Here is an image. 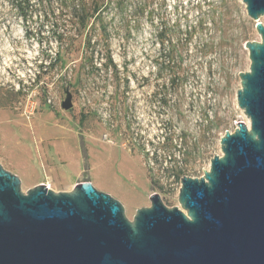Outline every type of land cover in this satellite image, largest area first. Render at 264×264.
Segmentation results:
<instances>
[{
  "label": "rangeland",
  "instance_id": "374dc122",
  "mask_svg": "<svg viewBox=\"0 0 264 264\" xmlns=\"http://www.w3.org/2000/svg\"><path fill=\"white\" fill-rule=\"evenodd\" d=\"M259 40L241 0H0V103L26 122L0 113V157L2 146L23 169V192L38 180L27 157L40 162L50 145L56 157L79 150L77 182L120 201L128 219L151 193L179 206L176 182L202 176L224 132L248 123L238 74L245 42Z\"/></svg>",
  "mask_w": 264,
  "mask_h": 264
},
{
  "label": "water",
  "instance_id": "95a60500",
  "mask_svg": "<svg viewBox=\"0 0 264 264\" xmlns=\"http://www.w3.org/2000/svg\"><path fill=\"white\" fill-rule=\"evenodd\" d=\"M241 1L260 36L245 42L249 68L238 74L248 123L224 132L202 176L179 179V206L151 193L128 219L88 180L23 192L0 163V264H264V0Z\"/></svg>",
  "mask_w": 264,
  "mask_h": 264
},
{
  "label": "crops",
  "instance_id": "0c3cea01",
  "mask_svg": "<svg viewBox=\"0 0 264 264\" xmlns=\"http://www.w3.org/2000/svg\"><path fill=\"white\" fill-rule=\"evenodd\" d=\"M14 95H17L14 93ZM4 105L0 103V113L4 112L6 113ZM8 114V113H6ZM41 114V113H40ZM38 116H35L30 123H32L35 119H37ZM9 117H17L24 123H26L22 118H20L17 115H9ZM28 123V125L30 124ZM59 128H66L65 125H58ZM68 128V127H67ZM41 141V138H39V142ZM80 141V138H79ZM48 149L45 150L42 149L40 154V162H38L36 159L33 158L32 153L29 154L27 157L29 160L32 159L33 166L38 174V180L33 183L31 186H35L37 184L43 183L46 179H58L61 181L64 185H69L71 188L76 184L77 179L79 178L81 172L84 170L82 166V155L80 151L78 150L77 157L73 155L69 156H55L53 151L51 150V146L48 145ZM22 153L24 152V148H22ZM1 152L2 156L0 157V163L5 166L4 168L11 171L14 174H17L18 176L22 177L21 174L23 172V169L14 164L10 159L8 158V155L6 154L4 147L1 146ZM32 152V151H31ZM34 159V160H33ZM20 165V164H19ZM23 167L22 165H20ZM90 169L88 168V171ZM90 180V179H89ZM91 181V180H90Z\"/></svg>",
  "mask_w": 264,
  "mask_h": 264
},
{
  "label": "trees",
  "instance_id": "16d2710c",
  "mask_svg": "<svg viewBox=\"0 0 264 264\" xmlns=\"http://www.w3.org/2000/svg\"><path fill=\"white\" fill-rule=\"evenodd\" d=\"M80 1H82V0H79V2ZM93 2L95 1V0H92ZM96 4V2L94 3V5ZM93 5V6H94ZM96 7V5L93 7L94 9H96L95 8ZM75 11H78L80 14H81V16H82V23L84 22V18H85V16L84 15H86V9L85 8H82L79 4L77 5V8H76V10ZM106 61L108 62V64H110V65H112L114 68H115V64L113 63V60H112V58L108 55L107 57H106ZM14 91V90H13ZM15 92V91H14ZM19 92H15V94H18ZM81 139V138H80ZM82 143V142H81Z\"/></svg>",
  "mask_w": 264,
  "mask_h": 264
},
{
  "label": "built area",
  "instance_id": "2783aa9c",
  "mask_svg": "<svg viewBox=\"0 0 264 264\" xmlns=\"http://www.w3.org/2000/svg\"><path fill=\"white\" fill-rule=\"evenodd\" d=\"M22 87H23V86H21L20 84H18L16 88L13 87L12 89H13L15 92H19V93H20V92L23 90ZM176 184L180 186V182H176ZM47 187H49V186H47Z\"/></svg>",
  "mask_w": 264,
  "mask_h": 264
}]
</instances>
